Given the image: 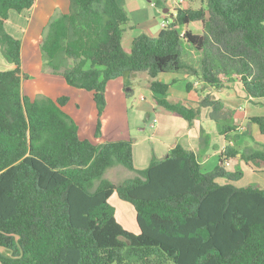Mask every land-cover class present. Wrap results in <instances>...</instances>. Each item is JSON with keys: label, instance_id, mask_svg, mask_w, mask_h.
Returning <instances> with one entry per match:
<instances>
[{"label": "trees", "instance_id": "obj_1", "mask_svg": "<svg viewBox=\"0 0 264 264\" xmlns=\"http://www.w3.org/2000/svg\"><path fill=\"white\" fill-rule=\"evenodd\" d=\"M184 1L156 36H135L129 52L122 39L130 17L117 0H69L68 12L44 27V68L92 92L96 135L107 82L134 72L147 74L155 105L188 125L197 111L168 101L169 84L156 78L159 73L184 71L215 88L219 74H235L247 96L264 97V0H205L197 8L196 0ZM33 2L0 0V48L13 65L0 70V264H264V189L235 186L242 171L224 166L239 153L264 169V144L250 132L236 133L204 173L195 152L180 144L136 169L131 139H80L62 108L67 96L22 93L21 42L4 23L10 10L21 12ZM196 22L207 35L192 30ZM211 39L218 56L206 54L199 68L186 59L187 48L207 53ZM199 105L210 106L219 121V100L204 96ZM248 122L264 134V115ZM219 130L227 134L235 126ZM241 136L252 144L241 147ZM115 165L135 174L116 184L104 176ZM113 194L133 207L138 233L117 221Z\"/></svg>", "mask_w": 264, "mask_h": 264}, {"label": "crops", "instance_id": "obj_2", "mask_svg": "<svg viewBox=\"0 0 264 264\" xmlns=\"http://www.w3.org/2000/svg\"><path fill=\"white\" fill-rule=\"evenodd\" d=\"M117 2L127 11L130 17L131 29L124 33L122 39V45L126 52L130 51L131 42L135 36L139 34L156 36L164 26L162 23H168L175 8L180 6L179 0H117ZM68 10L69 0H34L30 8L21 12L10 10L4 23L5 30L21 42V61L24 74L21 82L22 93L30 97L39 94L53 100L60 96H67L68 101L62 106L63 110L68 108L74 98L87 97L89 95L91 96V103L92 101L94 102L92 92L73 87L67 84L63 77L46 72L41 54V59L38 57L36 59L27 57L25 42L26 40L37 41L50 19L56 15L67 13ZM12 67L13 65L9 58L0 48V70H8ZM140 73L142 72L131 73L124 77L125 80H122L123 77H116L107 82L105 88L106 104L102 112L104 118L102 135L101 138H96V143L91 141L94 144H100L106 141L131 139L132 160L136 169L145 168L153 156L156 158L165 157L172 147L180 144L184 148L195 152L201 164L202 172L207 173L219 163V156L224 148L227 145H233L232 137L234 134L250 132L256 141L264 144V134L259 132L257 125L248 122L249 117L264 115V97L254 98L247 96L239 79L236 78L232 82L223 83L218 89L204 82V96H208L209 91L206 87L210 86V94L222 104L218 112L220 119L216 122L210 116L211 107L198 104V94L202 91L199 88L198 93H196L195 87H197L198 83L201 84L200 82L189 75H187L188 79H186V74H181L180 72L159 73L156 78L169 84L166 94L167 100L171 103H180L197 111L192 124L188 125L182 117L166 108L155 105L149 86L142 83L143 78L147 79V74L145 77L139 75ZM29 79L37 80L40 84V88H36L32 93L29 91V87L26 86ZM126 81L129 85H134L139 90L140 101L136 110H140V112L142 110L149 119L151 117V120L148 121V125H143L145 124L142 121L144 113H140L142 125H139L140 122L137 121L136 127L127 131L121 125L116 124L114 129L109 128L110 133H106L104 129L106 123L109 121L113 125L115 115L122 110L128 109V106L126 108V95H128V92L133 93L134 89L133 87L125 86ZM186 83L190 85L189 90H186ZM175 88L181 90L183 95L184 93L192 95L191 106H187L181 101H172L169 95L171 90ZM76 106L77 111H79L81 104L77 103ZM65 112L67 113V111ZM72 113L74 114V112ZM153 118H156L157 122L155 126L150 127L149 124ZM220 125L235 126V130L222 134L219 130ZM89 127V123H84L81 127L77 126V133L80 139H91ZM145 129L149 130L148 134H145ZM82 131H84V135H81ZM238 142L242 143L241 147H243L251 145L252 139L241 136L238 138ZM239 155L238 153L236 157L229 159L227 164H224L227 170L232 171L238 168L242 171V176L232 183L237 187L255 183L264 189V169L254 166L251 162L242 160ZM110 168L122 175L119 181L127 176L119 165ZM110 168L106 170L105 174ZM129 172H132L130 174L132 176L135 174L134 171L129 170ZM216 180L219 183L225 182L223 178H217ZM111 198L112 196L109 200Z\"/></svg>", "mask_w": 264, "mask_h": 264}, {"label": "rangeland", "instance_id": "obj_3", "mask_svg": "<svg viewBox=\"0 0 264 264\" xmlns=\"http://www.w3.org/2000/svg\"><path fill=\"white\" fill-rule=\"evenodd\" d=\"M204 3H205V0H196L192 4V6L197 8L199 6H204ZM179 4H180V6H187V3L184 0H182V1L179 0ZM191 28L196 34H200V35L206 34L207 35V33H206L207 30L204 31V27L200 22L194 23L191 26ZM41 41H42V34L37 41L36 40H33V41L26 40V42H25V53H26L27 57H29L30 59H36L37 57L39 59H41V56H40V54H41V51H40ZM220 52H221L220 47L214 41H212V39H211L210 49L207 53H204V52L197 53L190 48H187V50L185 51L186 56H187L186 59L190 60L191 63H193L198 68L200 66V61L202 60V58H204V56L206 54H208L209 56H213V57L215 56L216 57L219 55ZM180 73L186 74L185 75L186 79H188V76H187L188 74L186 72L180 71ZM232 74H234V73H232ZM139 75L145 76L146 73L142 72ZM236 78L239 79L237 77V75H235V74L229 75V76L224 75V74H219V76H218V80L221 82V84L232 82V81L236 80ZM122 80H125V78L123 77ZM195 80L201 83V84L198 83L197 87H195L196 93H198L197 91H199V88H201L200 90L202 92L200 94H198L199 102H200V100L203 98V96L205 94V90L203 87V85L205 83L201 80L200 77L195 78ZM142 83L145 85H148L144 78H143ZM206 84H209V83H206ZM209 85L212 86L211 84H209ZM26 86L29 87V91H31V93L36 88H40L39 81L32 80V79H29ZM210 86L206 87L207 90L209 91L207 95L211 96V98H214L213 95L210 94L211 93V87ZM127 87H133V89H134L133 93L130 92L131 93L130 94L128 92V95H126V99H125L126 100V108L128 106V109L122 110L117 115H115V117L113 118V125L109 121L106 123V126L104 128L106 133L107 132L110 133L111 131H109V128L114 129L116 124L121 125L122 128H124V130H127V131H129L133 127H136L137 121L140 122L139 125H142L141 119H140L141 118L140 113L143 114L144 112H142V110H141V112H140V110H136L137 106H138V102L140 101L139 90L136 86H134V85L131 86V84L128 85ZM216 89H218V88H216ZM203 90H204V93H203ZM82 92H85V91H82ZM83 94H85V93H83ZM26 96L29 97L30 99H35L37 97H40L41 95L38 94L36 96H31V97L28 95H26ZM191 96H192L191 94H187V93L186 94L184 93V95H183L182 91L177 90L176 88L172 89L170 92V95H169V97L172 99V101H181L182 103L187 104V106L192 105V102H190V100H192ZM199 102H198V104H199ZM77 103L81 104L79 111H77V106H76ZM200 106H202V105H200ZM129 109H131V110H129ZM64 110L67 111L68 114L70 113L69 114L70 117L74 120V122L76 123L77 126L81 127L84 125V123L90 124V127H89L90 128L89 131L91 133L90 141H93L94 143H96V138H101L102 128H103V119L104 118H103V114H101V116H100L101 129H100V133L98 135H96L95 132H96L97 119H98L97 111H96L97 109L95 108L94 102L92 101V103H91V96L88 95L87 97L74 98V100L70 103L68 108H65ZM72 112H74V114ZM149 120H151V117L149 119L147 117V114L144 113L142 115V121L145 124H143V125H148L147 123H149L148 122ZM83 132L84 131H82L81 135H84ZM148 132H149V130L145 129V134H148ZM119 166H121V165H119ZM121 168H122V170H124V173L127 176L125 178H122L120 181H119V179L122 177V175H120L117 171H115L111 168L110 169L112 171L109 169L107 171V173L104 174V176L116 184L121 183L123 180L132 177V175H130L132 172H129V170H127L123 166H121ZM109 202L116 209V215L115 216H116L117 221L128 231L133 232V233H138V226H137L136 221H135V213H134V210H133V207L131 206V204L118 199L116 194L112 195V198H111V200H109ZM169 264H172V263H169Z\"/></svg>", "mask_w": 264, "mask_h": 264}, {"label": "built area", "instance_id": "obj_4", "mask_svg": "<svg viewBox=\"0 0 264 264\" xmlns=\"http://www.w3.org/2000/svg\"><path fill=\"white\" fill-rule=\"evenodd\" d=\"M180 1H182V0H180ZM162 25H165V24L162 23ZM156 122H157V119L156 118H153L152 122L149 124L150 127L155 126ZM224 164H227V161Z\"/></svg>", "mask_w": 264, "mask_h": 264}]
</instances>
